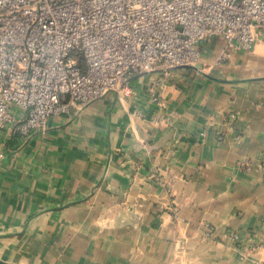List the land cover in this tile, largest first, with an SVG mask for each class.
<instances>
[{"label":"crops","instance_id":"obj_1","mask_svg":"<svg viewBox=\"0 0 264 264\" xmlns=\"http://www.w3.org/2000/svg\"><path fill=\"white\" fill-rule=\"evenodd\" d=\"M218 47L203 45L199 65L167 87V123L151 121L144 75L123 100L53 117L45 135L0 137V259L264 263V41L216 66ZM245 159L249 171L237 167Z\"/></svg>","mask_w":264,"mask_h":264},{"label":"built area","instance_id":"obj_2","mask_svg":"<svg viewBox=\"0 0 264 264\" xmlns=\"http://www.w3.org/2000/svg\"><path fill=\"white\" fill-rule=\"evenodd\" d=\"M211 39L216 66L251 53L264 41V0H0V137L45 135L53 117L109 94L123 100L144 75L157 107L151 121L167 123L165 90L199 65Z\"/></svg>","mask_w":264,"mask_h":264},{"label":"water","instance_id":"obj_3","mask_svg":"<svg viewBox=\"0 0 264 264\" xmlns=\"http://www.w3.org/2000/svg\"><path fill=\"white\" fill-rule=\"evenodd\" d=\"M210 41H215V40L214 39H211V40H209V42ZM0 264H15V263L8 262V261H5V260L0 259Z\"/></svg>","mask_w":264,"mask_h":264}]
</instances>
